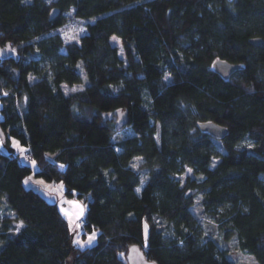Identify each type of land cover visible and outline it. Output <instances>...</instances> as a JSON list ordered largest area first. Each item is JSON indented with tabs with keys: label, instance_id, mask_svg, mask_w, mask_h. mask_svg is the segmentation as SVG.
<instances>
[{
	"label": "trees",
	"instance_id": "16d2710c",
	"mask_svg": "<svg viewBox=\"0 0 264 264\" xmlns=\"http://www.w3.org/2000/svg\"><path fill=\"white\" fill-rule=\"evenodd\" d=\"M71 12L94 20L65 42L56 29ZM254 38L264 40V0H0V46L17 53L0 58L5 143L17 138L38 178L84 199L86 232H97L92 246L73 243L57 201L25 185L34 168L0 148V264H128L133 244L157 264H237L220 240L264 264V43ZM218 59L239 68L225 78ZM204 121L229 132L213 137ZM127 127L135 135L117 140ZM197 197L217 238L198 232Z\"/></svg>",
	"mask_w": 264,
	"mask_h": 264
},
{
	"label": "rangeland",
	"instance_id": "374dc122",
	"mask_svg": "<svg viewBox=\"0 0 264 264\" xmlns=\"http://www.w3.org/2000/svg\"><path fill=\"white\" fill-rule=\"evenodd\" d=\"M94 19H83L76 17L72 12L66 14V23L59 28L56 29L57 32L62 34L65 42H72V41H79L80 38L87 32V22L92 21ZM115 37V39H113ZM112 37V43L116 46L120 47L121 53L123 51V45L122 41L118 36ZM16 51V49L14 48ZM85 86V82L81 84H76L72 86H64V89L67 93L73 92L72 89H76V91H79L83 89ZM135 132L131 127L124 128L120 130L117 135L116 139H125L127 137L134 136ZM7 138V135H6ZM6 141V140H5ZM5 141L0 136V148L5 153H11L14 152L15 154L20 155V161L24 164H29L34 168V172L28 176L25 181V185L27 187H33L39 191H42L47 197L51 198L53 201H57L59 207L61 208L64 215L68 218L72 225V229L74 231V240H82L86 241L88 239V236L91 235L93 232H86V226H83L82 221L85 219L86 211H87V203L84 199H78V198H70L65 194V186L62 182H49L42 178H38L35 173L37 171V162L31 157L30 152H28L27 148L21 144V142L14 137H10L9 144H6ZM29 154L30 157L28 158L26 155ZM35 162V163H33ZM143 162V158L140 156L135 157V159L132 162V167L138 171H140L143 181H147V172L144 171L141 168V164ZM190 174L189 170H187L185 173L180 174L177 176L180 180L185 181L186 177ZM74 200V201H73ZM71 201L75 202L79 208V212L77 210H74L72 208ZM4 203L2 202V199L0 198V222L1 219L5 213V210L3 208ZM81 206H86L83 209V215H81ZM74 210V211H73ZM194 211L196 215L198 216L199 220V234L201 235H207L211 238H217V229L216 225L213 221V219L205 212L203 211V207L201 204V198H196V205L194 207ZM21 224V223H20ZM18 224V225H20ZM80 225L79 228L76 226ZM96 239H97V232H95ZM93 241V243L89 246H92L96 242ZM221 248L224 249V251L236 261L237 264H259L256 258L252 255H248L241 251L237 245V242L235 240H232L231 242H225L220 240ZM85 245L84 247H86Z\"/></svg>",
	"mask_w": 264,
	"mask_h": 264
},
{
	"label": "water",
	"instance_id": "95a60500",
	"mask_svg": "<svg viewBox=\"0 0 264 264\" xmlns=\"http://www.w3.org/2000/svg\"><path fill=\"white\" fill-rule=\"evenodd\" d=\"M60 14L59 9H53L50 13V19L54 20ZM255 45H260L264 43V40L261 38H254L251 40ZM10 55H16V51L12 48V44L9 43L7 48H2L0 46V58H7ZM239 68V65L231 63L227 60L218 59L214 62V69L221 76L228 78L234 71ZM118 121L117 127L122 128L129 122V116L127 111H118L117 112ZM199 128L212 135L216 138H224L229 132V129L215 121H204L199 123ZM0 136L3 141L6 140V133L0 125ZM192 194V193H190ZM128 264H157L153 261L147 259L144 251L137 244H133L128 249L127 254Z\"/></svg>",
	"mask_w": 264,
	"mask_h": 264
},
{
	"label": "snow or ice",
	"instance_id": "6c2138e0",
	"mask_svg": "<svg viewBox=\"0 0 264 264\" xmlns=\"http://www.w3.org/2000/svg\"><path fill=\"white\" fill-rule=\"evenodd\" d=\"M113 39H115V37H113ZM165 79H167V77H165ZM72 91H76V89H72ZM249 147H251V145H249ZM61 167H63V165H61ZM189 172H191V169H189ZM25 183H27V181H25ZM137 191H139V189ZM84 207L86 206H81V215H83ZM76 227L79 228L80 225H77ZM95 239H96V235L93 232L91 235L88 236V239L86 241L77 239V240H74L73 243L77 244L80 248H83L85 245H91L93 241H95Z\"/></svg>",
	"mask_w": 264,
	"mask_h": 264
},
{
	"label": "crops",
	"instance_id": "0c3cea01",
	"mask_svg": "<svg viewBox=\"0 0 264 264\" xmlns=\"http://www.w3.org/2000/svg\"><path fill=\"white\" fill-rule=\"evenodd\" d=\"M73 201H74V200H73ZM73 201H71L72 208H73L74 210H77V211L79 212V210H78L79 206H78L75 202H73ZM74 210H73V211H74ZM87 246H89V245H87Z\"/></svg>",
	"mask_w": 264,
	"mask_h": 264
},
{
	"label": "built area",
	"instance_id": "2783aa9c",
	"mask_svg": "<svg viewBox=\"0 0 264 264\" xmlns=\"http://www.w3.org/2000/svg\"><path fill=\"white\" fill-rule=\"evenodd\" d=\"M26 155H27V154H26ZM27 157L29 158L30 155L28 154ZM31 157H32V156H31ZM82 223H83V226H85V225H86V220L84 219V220L82 221Z\"/></svg>",
	"mask_w": 264,
	"mask_h": 264
}]
</instances>
